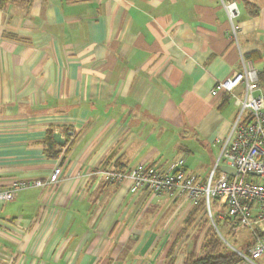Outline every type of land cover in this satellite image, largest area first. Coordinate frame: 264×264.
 <instances>
[{"label":"crops","instance_id":"0c3cea01","mask_svg":"<svg viewBox=\"0 0 264 264\" xmlns=\"http://www.w3.org/2000/svg\"><path fill=\"white\" fill-rule=\"evenodd\" d=\"M230 1L235 35L222 0L0 7V188L62 168L58 182L0 202V264H185L202 254L206 232L192 243L191 228L203 211L188 227V200L133 193L132 178L95 172L182 159L209 177L239 112L213 88L252 53L264 78V0ZM50 130L64 139L56 157Z\"/></svg>","mask_w":264,"mask_h":264},{"label":"built area","instance_id":"2783aa9c","mask_svg":"<svg viewBox=\"0 0 264 264\" xmlns=\"http://www.w3.org/2000/svg\"><path fill=\"white\" fill-rule=\"evenodd\" d=\"M222 2L235 35V19L240 9L235 1ZM240 86L243 89L238 93ZM220 91L236 102L239 112L212 173L204 182L185 168L182 159L169 169L142 165L129 172L107 169L98 173L110 182L132 178L133 193L149 190L161 195L168 192L188 200L192 208L204 202V210L210 213L212 220V203H215L220 218L227 220L229 227L249 229L255 235L245 251L233 248L241 258L236 264H264V90L259 70L251 60L244 59L243 71L218 82L212 94ZM67 134L69 142L76 137L73 129ZM221 166L234 168L235 175L221 171ZM61 174L62 168L56 167L47 181L16 180L9 187L0 188V202L16 199L23 190L56 183Z\"/></svg>","mask_w":264,"mask_h":264},{"label":"trees","instance_id":"16d2710c","mask_svg":"<svg viewBox=\"0 0 264 264\" xmlns=\"http://www.w3.org/2000/svg\"><path fill=\"white\" fill-rule=\"evenodd\" d=\"M32 0H0V7L5 6L8 3H21V4H28L30 3ZM253 7V6H251ZM250 12L252 15L257 14V10H253L252 8L250 9ZM258 54L257 53H252L248 56V59H250L251 61L254 62L256 56ZM260 84L262 86V88L264 87V78L263 75L260 73ZM227 98L229 99V95H227ZM227 101V99H226ZM68 132V131H67ZM54 134L53 132L50 130L48 132V138L46 141V153L48 154V156L50 157H56L58 155V153L56 152V143L54 142ZM70 141V138L68 136V134L66 135V143L64 145H67L68 142ZM205 209V203L202 202L200 204V206H198L197 208H195V210H193L190 218L187 220L186 225L188 227H190L193 222L196 220V216L198 215L199 212L204 211ZM223 225V226H227L228 225V221L227 220H222L219 216V213H217L216 215H213V220L216 224L217 227H219L218 222ZM229 227V226H228ZM231 229V227H229ZM232 232L231 230H229V233ZM253 243V241H251V243L247 242L246 246L243 249H240L242 251H245L251 244ZM222 247L220 244V240L218 238V234L214 231V227L211 225L205 234L204 237V241L202 244V254L199 256H188L185 264H236L237 262H239L241 260L240 256L232 249L229 250H225L222 251Z\"/></svg>","mask_w":264,"mask_h":264},{"label":"rangeland","instance_id":"374dc122","mask_svg":"<svg viewBox=\"0 0 264 264\" xmlns=\"http://www.w3.org/2000/svg\"><path fill=\"white\" fill-rule=\"evenodd\" d=\"M167 163L160 164L161 166H165ZM214 168V166H213ZM107 170V168H100L95 172V176L99 177V171ZM212 173V172H211ZM202 212V211H201ZM212 213L216 215L219 213L218 206L215 203H212ZM200 217L196 220V225L191 228V232L194 234L191 242H197V240L201 241L200 237L204 235V232L212 225L214 227V231L218 234V238L220 240L221 247L223 248L222 251L237 248L243 249L247 242L251 243V241L255 240V235L250 232L249 229L244 228H229L228 225L225 227L221 225L217 219L219 227L214 225V222L210 216L208 211H203L199 214ZM229 230L232 232L229 233ZM234 250V249H233Z\"/></svg>","mask_w":264,"mask_h":264},{"label":"water","instance_id":"95a60500","mask_svg":"<svg viewBox=\"0 0 264 264\" xmlns=\"http://www.w3.org/2000/svg\"><path fill=\"white\" fill-rule=\"evenodd\" d=\"M54 139L59 143L62 144L64 143V139L61 136V133L55 132L54 133ZM221 170L224 172H228L232 175H235L236 170L234 168L228 167V166H221Z\"/></svg>","mask_w":264,"mask_h":264}]
</instances>
